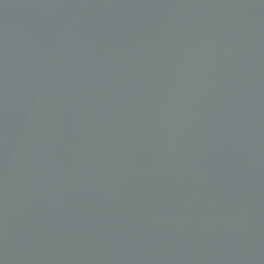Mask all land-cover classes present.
Here are the masks:
<instances>
[{
	"label": "water",
	"instance_id": "1",
	"mask_svg": "<svg viewBox=\"0 0 264 264\" xmlns=\"http://www.w3.org/2000/svg\"><path fill=\"white\" fill-rule=\"evenodd\" d=\"M0 264H264V0H0Z\"/></svg>",
	"mask_w": 264,
	"mask_h": 264
}]
</instances>
